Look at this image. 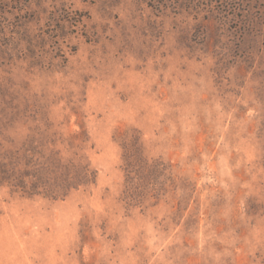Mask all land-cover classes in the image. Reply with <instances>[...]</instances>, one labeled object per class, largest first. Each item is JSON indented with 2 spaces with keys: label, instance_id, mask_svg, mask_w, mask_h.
Returning <instances> with one entry per match:
<instances>
[{
  "label": "rangeland",
  "instance_id": "374dc122",
  "mask_svg": "<svg viewBox=\"0 0 264 264\" xmlns=\"http://www.w3.org/2000/svg\"><path fill=\"white\" fill-rule=\"evenodd\" d=\"M29 139L96 181L0 185V264H264V0H0V153ZM123 145L161 163L132 198Z\"/></svg>",
  "mask_w": 264,
  "mask_h": 264
},
{
  "label": "trees",
  "instance_id": "16d2710c",
  "mask_svg": "<svg viewBox=\"0 0 264 264\" xmlns=\"http://www.w3.org/2000/svg\"><path fill=\"white\" fill-rule=\"evenodd\" d=\"M125 146V147H124ZM41 144L26 140L19 146L0 153V185L10 187L26 197L43 196L57 200L71 191L87 187L96 181V171L89 165L65 160L59 152L44 151ZM123 166L126 173V196L138 195V182L148 179L161 163L148 168L137 148H126ZM140 187V186H139Z\"/></svg>",
  "mask_w": 264,
  "mask_h": 264
}]
</instances>
